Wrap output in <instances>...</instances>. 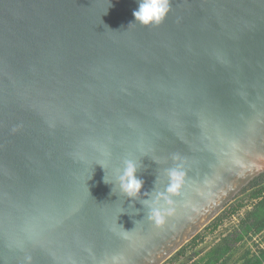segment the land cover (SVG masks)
I'll use <instances>...</instances> for the list:
<instances>
[{"label": "water", "instance_id": "1", "mask_svg": "<svg viewBox=\"0 0 264 264\" xmlns=\"http://www.w3.org/2000/svg\"><path fill=\"white\" fill-rule=\"evenodd\" d=\"M169 2L0 0V264H164L264 174V0Z\"/></svg>", "mask_w": 264, "mask_h": 264}, {"label": "trees", "instance_id": "2", "mask_svg": "<svg viewBox=\"0 0 264 264\" xmlns=\"http://www.w3.org/2000/svg\"><path fill=\"white\" fill-rule=\"evenodd\" d=\"M262 179L264 175L260 179L257 178L242 196L203 229L204 232L215 233L226 219L237 214L249 203L251 209L240 221V228L234 231V235L228 234L215 244L198 249L204 242L203 233H199L164 264H264V246L255 245L254 251L247 248L240 256L234 258L235 245L243 242L246 237L251 240L253 236L262 235L261 243L264 244V182Z\"/></svg>", "mask_w": 264, "mask_h": 264}, {"label": "clouds", "instance_id": "3", "mask_svg": "<svg viewBox=\"0 0 264 264\" xmlns=\"http://www.w3.org/2000/svg\"><path fill=\"white\" fill-rule=\"evenodd\" d=\"M137 5V8L132 12L134 18L133 22L129 24L138 23L145 27L157 26L164 20L170 10L169 0H137ZM100 166L103 168L102 165ZM137 172V161L126 159L123 161L122 168L118 170L114 177L113 183L115 186H118L119 191L130 199H134L141 193V188L144 183V181L137 176ZM167 175L169 183L165 191L167 194H176L181 187L184 174L178 168H172L168 170ZM103 182L113 187V183L105 179V176H103ZM161 199H163L165 204H171L168 195L162 193H158L156 198L151 202H144L149 208L148 219L153 221L156 226L163 225L165 223V217L171 215L170 208L166 209L159 204ZM112 264H119V258L115 256L112 257Z\"/></svg>", "mask_w": 264, "mask_h": 264}, {"label": "rangeland", "instance_id": "4", "mask_svg": "<svg viewBox=\"0 0 264 264\" xmlns=\"http://www.w3.org/2000/svg\"><path fill=\"white\" fill-rule=\"evenodd\" d=\"M251 207L249 209H247L246 211H244L243 213H241L240 215H238L237 217H235L233 220H231L230 222H228L227 224H225L224 226H222L218 231H216L215 233L210 234L208 237H206L204 239V242L199 245L198 249H203L206 248V246H211L213 244H215L220 238L228 235V234H233L234 235V231L238 230L240 221L243 219V217L245 216L246 212L248 210H250ZM261 238L262 235H257V236H253L252 239H248V237L244 238L243 242H239L237 243L236 246V252H235V257L237 258L238 256H240L247 248H250L251 251L255 250V245H259L260 247H263L264 244L261 243ZM183 260V259H181Z\"/></svg>", "mask_w": 264, "mask_h": 264}, {"label": "flooded vegetation", "instance_id": "5", "mask_svg": "<svg viewBox=\"0 0 264 264\" xmlns=\"http://www.w3.org/2000/svg\"><path fill=\"white\" fill-rule=\"evenodd\" d=\"M264 175V174H263ZM263 175H261L260 177H262ZM260 177H259V179H260ZM262 181L264 182V179H262ZM259 183L261 182V180L260 181H258ZM252 185V184H251Z\"/></svg>", "mask_w": 264, "mask_h": 264}]
</instances>
